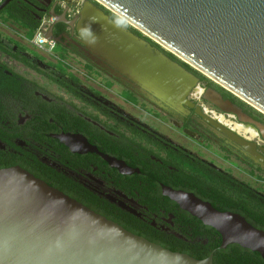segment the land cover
<instances>
[{
    "label": "flooded vegetation",
    "instance_id": "1",
    "mask_svg": "<svg viewBox=\"0 0 264 264\" xmlns=\"http://www.w3.org/2000/svg\"><path fill=\"white\" fill-rule=\"evenodd\" d=\"M12 2L20 17L6 22L21 31L15 37L0 32V169L55 171L72 182L74 196L149 237L207 243L181 234L191 236L192 228L181 221L183 210L162 195V185L192 193L221 212L264 214L263 112L115 22L103 8L194 76L185 99L183 84L164 102L89 51L76 29L84 0ZM44 18V33L52 28L54 50L61 48L53 56L26 39L30 25ZM69 60L103 85H117V103L86 85L88 75L82 80L66 72L73 68ZM4 75L8 86H2ZM217 97L222 108L214 103ZM66 136L69 147L60 141Z\"/></svg>",
    "mask_w": 264,
    "mask_h": 264
},
{
    "label": "water",
    "instance_id": "2",
    "mask_svg": "<svg viewBox=\"0 0 264 264\" xmlns=\"http://www.w3.org/2000/svg\"><path fill=\"white\" fill-rule=\"evenodd\" d=\"M12 1L4 0L0 12ZM102 8L264 113V0H84L76 16L82 44L169 103L181 84L185 99L194 76ZM44 36L55 41L52 28ZM214 103L221 107L219 97ZM70 139L60 141L69 147ZM161 188L163 196L220 234L218 249L236 244L264 260V230L192 193ZM0 264H213V253L198 260L167 250L13 166L0 169Z\"/></svg>",
    "mask_w": 264,
    "mask_h": 264
},
{
    "label": "trees",
    "instance_id": "3",
    "mask_svg": "<svg viewBox=\"0 0 264 264\" xmlns=\"http://www.w3.org/2000/svg\"><path fill=\"white\" fill-rule=\"evenodd\" d=\"M18 8L19 6L16 4V2H11L4 10L1 11L0 15L1 16L5 15L6 19L19 18L20 14ZM106 13L115 22L119 23L120 25L126 26V24L122 20H120L117 16H115L111 12L106 11ZM38 25H39L38 22H36L35 24H31L29 28V32L33 33L34 30L38 27ZM24 28H28V27L25 26ZM151 43L156 47L160 48L154 42L151 41ZM2 79L6 81V82H2L3 84L2 86H8L9 83L8 81L10 80V77L8 75H4ZM17 85L18 84L15 83L12 84L11 87L15 90L18 87ZM27 171L33 174L35 177L45 181V183H47L48 185L62 191L70 198H74L77 201L83 203L94 212L102 216H105L109 220L116 222L117 224L121 225L123 228L132 232L133 234L142 236L145 239L149 240L150 242L156 243L172 252L185 253L198 260L205 259L209 256V254L213 253V264H264V260L261 258V255H259L256 252H252L248 249H244L236 244L228 245L224 249H218L221 244L220 234L217 231H215L213 228L203 225L201 221H199L195 217H192L190 214H188L185 211L180 212V210L178 209V211L181 213L180 219L181 221H183V224H185L184 226L186 228H190V229L192 228L191 233L193 234L191 236H188V234H186V231H183V233L181 234L184 235V237L188 241H193L195 238H201V239H206L207 243H203L202 240L194 241L193 243L186 242L174 236L156 235V237H149V236L141 235L139 232L134 231L131 227H128L123 223H121L118 219H115L114 217L107 215L106 213L94 208L88 202L83 201L80 198L74 196V194L72 193V189H73L72 182L63 175L56 173L55 171H50V170L45 171L42 169L41 170L38 169L37 171H33V170H27ZM223 210L224 209H220V211ZM237 213L243 216L246 219V221L255 228L264 230V214L261 213L260 211L258 212L253 209L246 212H237Z\"/></svg>",
    "mask_w": 264,
    "mask_h": 264
},
{
    "label": "rangeland",
    "instance_id": "4",
    "mask_svg": "<svg viewBox=\"0 0 264 264\" xmlns=\"http://www.w3.org/2000/svg\"><path fill=\"white\" fill-rule=\"evenodd\" d=\"M4 15H0V17H3ZM15 26V25H14ZM2 31V32H1ZM0 32H1V35H2V37H9V36H14V34L9 30H7V31H4V30H1ZM15 37V36H14ZM142 37H144L143 35H142ZM33 38H34V34L33 33H28L27 34V40L30 42H32V40H33ZM58 51H61V48H59V47H57V49L56 50H54L53 52L54 53H58ZM43 60H45V57H43V56H40ZM69 63H70V65L71 66H73V68H69V70H66V72H71V73H74V75H76V76H78V77H80V79H82L83 77H84V75L83 74H86V75H88V77L89 78H86V80L88 81H83L86 85H88V86H90L91 88H93V89H96L97 91H99L101 94H103V95H105V96H107L108 97V99L111 101V102H115V103H117V100H115V96H116V93L120 90V88L117 86V85H115L114 83H108V84H104L103 85V83H104V81L100 78V77H98V76H96V75H94L93 74V72H90V71H88V70H85L84 68H82L80 65H79V63H76L75 61H71V60H69L68 61ZM202 74V73H201ZM30 76H31V74H30ZM203 76H205V75H203ZM31 77H33V76H31ZM206 77V76H205ZM208 78V77H207ZM52 80H53V78H51ZM208 79H210V78H208ZM83 80V79H82ZM49 88L50 89H52L53 88V86L50 84V86H49ZM254 186H255V184H254ZM264 190V189H263Z\"/></svg>",
    "mask_w": 264,
    "mask_h": 264
},
{
    "label": "built area",
    "instance_id": "5",
    "mask_svg": "<svg viewBox=\"0 0 264 264\" xmlns=\"http://www.w3.org/2000/svg\"><path fill=\"white\" fill-rule=\"evenodd\" d=\"M3 2V0H0V4ZM48 25L47 19H42V21L39 23L38 27L34 30V38L32 40L33 45L38 51L44 52L47 55L53 56L54 49H55V41L53 40H47L44 36V31L46 30V27Z\"/></svg>",
    "mask_w": 264,
    "mask_h": 264
},
{
    "label": "crops",
    "instance_id": "6",
    "mask_svg": "<svg viewBox=\"0 0 264 264\" xmlns=\"http://www.w3.org/2000/svg\"><path fill=\"white\" fill-rule=\"evenodd\" d=\"M1 30H4V31L10 30L14 35H15V32L21 31V30H18L17 27H15V26H10V24L8 22H6V16L5 15L3 17H0V31Z\"/></svg>",
    "mask_w": 264,
    "mask_h": 264
}]
</instances>
